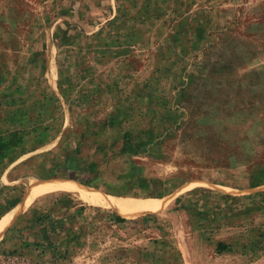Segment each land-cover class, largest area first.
<instances>
[{
    "label": "rangeland",
    "instance_id": "rangeland-1",
    "mask_svg": "<svg viewBox=\"0 0 264 264\" xmlns=\"http://www.w3.org/2000/svg\"><path fill=\"white\" fill-rule=\"evenodd\" d=\"M2 174L0 216L63 180L172 197L39 194L3 264H264V0H0Z\"/></svg>",
    "mask_w": 264,
    "mask_h": 264
},
{
    "label": "bare ground",
    "instance_id": "bare-ground-1",
    "mask_svg": "<svg viewBox=\"0 0 264 264\" xmlns=\"http://www.w3.org/2000/svg\"><path fill=\"white\" fill-rule=\"evenodd\" d=\"M54 191H66V192H80L90 194L94 200V203L98 206L111 208L115 211H135V210H147L153 213H160L164 211L169 205L172 197L166 199H136V198H124L120 196L110 195L101 191L94 190L93 188L85 187L76 181H56L50 184L34 185L31 192L33 196L26 200L21 206L12 212L6 213L4 218L0 221V238L4 235L5 231L12 225L16 215L25 210L28 204L32 201V198L44 193ZM30 195V193H29ZM174 198V197H173ZM173 201V200H172Z\"/></svg>",
    "mask_w": 264,
    "mask_h": 264
},
{
    "label": "trees",
    "instance_id": "trees-1",
    "mask_svg": "<svg viewBox=\"0 0 264 264\" xmlns=\"http://www.w3.org/2000/svg\"><path fill=\"white\" fill-rule=\"evenodd\" d=\"M15 201H17V200H14L12 204H15ZM118 212H121V211H118ZM126 216H127V214L125 212H122L120 215H117L116 216V221L117 222H123V221L126 220L125 219ZM48 217H50V216H48L47 214H45V215H37L35 217V219H34V222L31 225V228H34L36 224H44V227H43L44 228L43 229L44 231L43 232H45V233L47 231L50 232V230H51L50 228L52 227V225L47 224L46 223V219H45V218L48 219ZM11 230H13V229L10 228V231ZM21 236L23 237L22 241L24 242V245L25 246L31 247V246H33V244H37V243H35V241H36L35 239H34V243H30L29 242V238H30L29 235L23 236V234H21ZM2 241H4V239H2ZM1 242H0V244H1ZM37 245L39 246V244H37ZM230 247H231L230 244L229 243H226L225 241H219L217 243V251L220 252V253H222L224 251H227ZM15 253H16V250L9 252V254H7L6 252H3L4 258L3 259H0V264H3L2 262H4V261H7L9 263L11 261H14L15 259L13 258V256H14ZM23 261L26 262L27 260L26 259H23ZM26 264H33V263L27 262Z\"/></svg>",
    "mask_w": 264,
    "mask_h": 264
},
{
    "label": "crops",
    "instance_id": "crops-1",
    "mask_svg": "<svg viewBox=\"0 0 264 264\" xmlns=\"http://www.w3.org/2000/svg\"><path fill=\"white\" fill-rule=\"evenodd\" d=\"M22 155H24V154H22ZM13 159V158H12ZM11 159V160H12ZM5 178H7L8 179V175L6 174H2V176H1V178H0V196L2 195H4V193L6 192V191H9L10 190V185H14L15 183H14V181L13 182H7V181H5ZM80 183V182H79ZM81 184V183H80ZM82 185H84L85 187H89V188H93V189H97V188H95V187H92V186H86L85 184H83L82 183ZM71 193H74V194H76L81 200H86V196L83 194V193H80V192H71ZM39 196V195H38ZM25 197L26 196H24V197H19L18 198V200L17 201H15V204H12L13 203V201L10 203V204H8L7 203V205L5 206V210H4V212L1 214V216L4 214V213H7L8 211H10L11 209H13V208H15L20 202H22L24 199H25ZM2 202V201H1ZM3 202H4V199H3ZM28 208V207H27ZM26 208V209H27ZM72 208L73 209H75V208H77V206L76 207H73L72 206ZM25 209V210H26ZM126 214H127V216H126V218H128V211H124ZM131 212H141V211H139V210H135V211H131ZM122 212H118V214H121ZM0 216V217H1ZM17 216V215H16ZM37 215H35V217H36ZM35 217L33 218V219H35ZM33 219H32V221H33ZM16 220V221H15ZM13 222H17V218L15 217V219H14V221ZM34 222V221H33ZM32 222V223H33ZM13 224V223H12ZM14 225H16V223H14ZM40 228H43L44 227V225L43 224H37ZM11 226H13V225H11ZM10 226V227H11ZM9 227V228H10ZM9 228L5 231V233H4V235H3V239L7 236V232L9 231ZM34 228H31L30 227V230L32 231ZM30 233V232H29ZM44 234H45V232H43ZM46 233H48V231L46 232ZM35 234V232H32V235H34ZM36 235V234H35ZM2 240V239H1Z\"/></svg>",
    "mask_w": 264,
    "mask_h": 264
}]
</instances>
